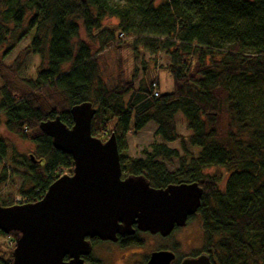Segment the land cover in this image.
Returning a JSON list of instances; mask_svg holds the SVG:
<instances>
[{"label": "trees", "instance_id": "16d2710c", "mask_svg": "<svg viewBox=\"0 0 264 264\" xmlns=\"http://www.w3.org/2000/svg\"><path fill=\"white\" fill-rule=\"evenodd\" d=\"M106 18L117 24L102 29ZM78 22L88 37L94 31L104 37V46L133 54L143 49L153 59L162 54L160 68L170 75L171 90L160 93L151 78L136 88L133 76L107 88L90 48L77 39ZM20 29V39L33 32L25 51L45 53L47 61L31 81L0 62L4 128L35 146L22 165L28 173L19 192L26 202L39 200L59 171L71 173L70 156L53 148L39 124L59 118L69 127L71 107L87 102L95 110L91 135L98 137L101 129L114 134L122 175H143L154 188L198 184L195 214L202 251L213 264H264V0H0V45ZM178 113L190 133L186 138L176 132ZM150 122L159 141L142 157H127V133ZM175 141L181 154L166 145ZM187 147L197 149L194 156ZM6 150L0 139V188L13 172ZM173 159L178 166L169 171L165 162ZM212 167L228 172L222 189L204 173ZM0 205H14L12 196L0 193ZM11 250L0 244V264H11Z\"/></svg>", "mask_w": 264, "mask_h": 264}, {"label": "water", "instance_id": "95a60500", "mask_svg": "<svg viewBox=\"0 0 264 264\" xmlns=\"http://www.w3.org/2000/svg\"><path fill=\"white\" fill-rule=\"evenodd\" d=\"M90 103L70 109L71 126L59 118L43 121L40 130L55 150L71 158L70 174L54 180L33 203L0 205V232L15 246L11 264H84L88 239L116 240V234L141 232L168 236L196 213L202 194L197 183L154 188L143 175L125 176L114 134L93 137ZM171 252H152L147 264H170ZM179 264H213L209 254L186 257Z\"/></svg>", "mask_w": 264, "mask_h": 264}, {"label": "rangeland", "instance_id": "374dc122", "mask_svg": "<svg viewBox=\"0 0 264 264\" xmlns=\"http://www.w3.org/2000/svg\"><path fill=\"white\" fill-rule=\"evenodd\" d=\"M116 24L117 19L106 18L103 20L101 27L102 29H110ZM78 25L79 33L77 39L83 41L90 48V52L97 62L100 77L107 88L128 81L133 76V83L136 88H145L147 84L146 78H151L158 81L160 93H167L171 90L172 79L166 71L160 68L166 63V58L162 54H159L158 57L153 59L143 49H138L133 54L125 47L117 49L114 46H104V37L95 31L92 32L91 37H88L84 33L80 22H78ZM23 31L24 29L14 31L0 45V62L5 67L14 68L16 70L15 75L18 79L31 81L35 79L38 71L46 68V54L32 55L27 53L25 49L30 44L33 32H29L28 35H24L21 39L18 38ZM69 66V64L64 65L63 70L66 71ZM2 85L3 81L0 78V87ZM3 123L4 115L0 112V139L5 141L7 147L5 163L8 164L13 172L8 182L4 183L2 188H0V193L1 195H10L13 197L20 195L19 189L22 187L23 175L28 173V170L22 165L25 164V160L29 156H33L35 146L28 140L7 132ZM175 123L177 134L181 138H186L190 133L186 129V121L180 113L177 114ZM155 129L156 125L150 122L140 131L128 132L126 135L127 149L124 154L129 158L142 157V150H150L151 144L159 141L154 135ZM166 145L171 149H177L180 154L182 153L178 141L167 143ZM187 150L192 153V156L197 151L196 148L191 147H187ZM9 160H13V162L10 163ZM165 166L169 171H173L177 168L178 162L176 159H173L171 162H165ZM204 173L215 176L219 180L218 187L220 189L223 188L228 175L225 169L212 167L206 169ZM29 187L30 185L25 184L24 190H27ZM140 237L144 241L140 249L129 250L123 253L117 250L113 251L110 257H106L104 248H100L99 246L100 249L97 253L105 264H122L123 262L126 264L127 262L125 260L123 261V257H129L128 259L130 261L127 264H144L142 260L144 256H148L160 247L166 249L172 248L175 242L179 244L176 247L179 256H189L193 253L200 252L206 246L201 229V222L197 215L190 219L183 227L176 229L168 238L163 239L158 235L153 236L151 234H140Z\"/></svg>", "mask_w": 264, "mask_h": 264}, {"label": "flooded vegetation", "instance_id": "af4514ba", "mask_svg": "<svg viewBox=\"0 0 264 264\" xmlns=\"http://www.w3.org/2000/svg\"><path fill=\"white\" fill-rule=\"evenodd\" d=\"M123 177H125V175H122V178ZM195 215L196 214H194V216ZM188 221H189V217H188L186 223ZM132 228H133V232L131 234H121V233L116 234V240L114 242L101 241L98 238H90V239H88V242L90 243V252L86 256H81L80 257L82 259L83 263L84 264H105L103 259L97 253L99 251V249L102 248V247L105 250V254L107 255L106 257H110L111 253L113 251H117V250L123 253V252H127L129 250L140 249L141 245L144 242L143 239L140 237V234L150 235V233L141 232V231L137 230L135 226H132ZM178 228H180V227H175L172 230V232L166 237H162L158 233L157 234H151V235H153V236L158 235V236H160V238L165 239V238H168ZM178 245H179L178 242H175V243H173V247L172 248L166 249L164 247L163 248L160 247L156 251H168V252H171L173 254V256H174V259L170 262V264H179L180 261L182 259L186 258V257H195L198 254L205 253L204 251H200V252H197V253H193V254H191L189 256H179L177 254V251H176V247H178ZM99 246H100V248H99ZM153 252H155V251H153ZM149 255L148 256H144V258L142 259L144 264H147V260H148ZM84 257H88V260H84ZM128 258L129 257H123V261L125 260V262L129 263L130 260ZM122 264H124V262ZM135 264H138V263H135Z\"/></svg>", "mask_w": 264, "mask_h": 264}, {"label": "built area", "instance_id": "2783aa9c", "mask_svg": "<svg viewBox=\"0 0 264 264\" xmlns=\"http://www.w3.org/2000/svg\"><path fill=\"white\" fill-rule=\"evenodd\" d=\"M151 88H152V96L153 97H157L159 95V92L156 88V83H152L151 84ZM98 137L100 139H105L108 135V132L106 129H101L98 133H97ZM5 170L7 172V174L10 173V169L7 165H5ZM58 174H61V172L59 171ZM8 182V181H7ZM13 203L15 204H22V203H26L27 199L24 197H21L20 195H15L12 197ZM3 242V243H2ZM0 244H3L4 247L8 248V249H12L15 245L14 240L9 237V236H1L0 237Z\"/></svg>", "mask_w": 264, "mask_h": 264}]
</instances>
